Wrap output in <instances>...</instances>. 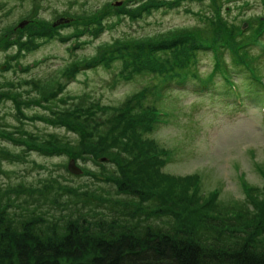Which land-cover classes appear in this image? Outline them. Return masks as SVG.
Instances as JSON below:
<instances>
[{"label": "rangeland", "instance_id": "374dc122", "mask_svg": "<svg viewBox=\"0 0 264 264\" xmlns=\"http://www.w3.org/2000/svg\"><path fill=\"white\" fill-rule=\"evenodd\" d=\"M39 1L43 6L39 9L40 17L53 21L57 11L84 14L95 12L108 4L112 14L114 3L118 6L117 1H122L120 7L127 3V0ZM208 1L182 0L179 5H173L174 1L168 0L167 5L158 7V10L155 9L150 14H144L135 22L125 16L124 20L116 25L113 22L114 17L102 16V20L105 18L102 21L103 24L112 21L111 28L107 26L105 29H99L97 35L88 33L71 37L68 41H63L59 35H56L33 51L26 52V55L21 58V63H36L32 66L33 72L30 76L44 81L47 77L51 79L59 68L68 67L69 69L73 63L71 60L75 56L80 57L82 62L80 64H84L99 59L100 52L104 48L110 52L106 58V61L109 60L107 65H100L99 61L88 69L78 71L77 75L72 76L67 83L69 75L60 73L55 83L58 86V80H60L61 84H65L62 92L58 89V96L64 95L59 108L77 110L81 106L100 108L102 104H112L114 110L110 108L108 110L113 111L114 129L108 127L106 122H102L106 117L101 113L94 116L93 120L101 121V128L115 131L116 137L121 135L122 127L127 126V121L132 122L136 125L130 123L132 128H129L127 132V139L120 138V141L123 143L129 141L134 131L136 137L133 144L136 150L143 140L150 141L152 144L151 147L144 144L139 148H141L140 152L143 148L150 150L149 157L154 153V159L158 163L153 165L156 172L149 168V172L145 171L146 174L138 175L136 181L129 184L132 189L127 190L128 194L120 191L114 183V217L120 223L136 225L137 221H143L152 225L173 226L179 230L178 235L186 236L183 231H187L189 232L187 235L191 237L194 235L198 237L201 233L207 240L205 247H210L213 243H218L221 247L238 246L242 242L245 243L244 238H249L252 233L253 242L258 244L255 248L264 252V232L260 231L264 224V209L258 206L260 203L264 205V121L260 115L259 87L256 94L244 85L246 95H252L254 98L247 101L248 106L234 105L222 120L220 115L226 110L223 109L226 103L223 100L222 104L217 105L221 101L219 96L212 95L202 100L191 93L167 91L163 98L155 97L154 99L158 81L171 76L165 72L164 66L172 68L173 63H168L169 58L165 53L151 55L152 52H150L148 57L143 58L145 63L155 65L161 62L163 66L161 70L156 66L154 70L143 68L141 71L138 69L140 63L135 64V59L122 54L119 47L121 46L119 44L127 42L124 40L127 35L134 39L144 36L152 38L155 37L156 31L172 26L202 24V20L195 12L197 9L202 10ZM251 1L253 7H248L243 16L245 18H254L264 12V0H261L262 6H259L258 0ZM0 3H2L0 27L11 24V32L23 28L25 30L30 25L32 18L25 16H29L33 9L35 3L32 0H0ZM100 12L101 10L91 16L96 18ZM22 19L28 21L24 27L19 25ZM59 20L52 22V25L54 27L62 25L58 27L61 34L71 35L74 31L73 27L66 21L58 23ZM203 29L205 28L202 26L199 31ZM189 32L195 37L199 33L198 29L189 30ZM75 41H77L76 44H74ZM116 46L120 51L118 53H116ZM154 46L156 45L151 47ZM10 53L14 52L10 51L7 55ZM7 55L0 51V63ZM199 56L200 58L194 59L197 61L194 68L206 75L212 68V55L208 52ZM226 60L230 63L229 55ZM3 73L11 78L15 77L16 73L25 74L16 66L15 70L11 69ZM128 73H132V77L128 76ZM3 78L0 76V79ZM92 100L96 101L98 106L94 102H89ZM101 108L104 109V107ZM0 110V114L6 116L7 120L16 119V107L12 99L7 98V101L1 104ZM108 110L105 109L102 112ZM216 110L218 112H214ZM27 112L33 114L44 112V110L41 107H29ZM162 112L164 114L159 115ZM121 114L126 119L121 118ZM217 115L218 119H216ZM156 116L159 118L154 119V126L148 127L146 124H150V119ZM124 121L126 124L123 123ZM115 124H117L116 127ZM24 127L35 133L54 132L70 137L64 129L48 126L39 119L25 123ZM137 143L139 145H136ZM0 144L14 152L22 151V146L11 142L7 143L0 139ZM24 158L14 161L2 159L0 189L14 187L21 183L31 188L42 187V182L49 180L50 177L58 174H72L67 168L70 160L67 155L47 156L32 151ZM77 158L79 165L85 166L86 171L81 173L83 176L73 179L76 183L88 179L92 185H95L92 182L96 180L91 179L90 172L98 171V174H104L107 169L113 167L115 172L117 167L116 161L102 166L96 163L92 156L87 158L80 152ZM143 158L146 157L143 156ZM135 161L139 160L135 159ZM34 162L41 166H35ZM140 165H144V162L139 161L138 169ZM93 179L94 181H90ZM94 183L98 185L97 182ZM35 194L32 191L29 193L30 196ZM35 201L39 200L35 199ZM141 206L144 210L139 209ZM130 210L132 212H128Z\"/></svg>", "mask_w": 264, "mask_h": 264}, {"label": "trees", "instance_id": "16d2710c", "mask_svg": "<svg viewBox=\"0 0 264 264\" xmlns=\"http://www.w3.org/2000/svg\"><path fill=\"white\" fill-rule=\"evenodd\" d=\"M32 1L35 3L33 9L29 16H25L31 17L32 20L25 30L23 28L10 32L11 24L0 27V51L5 55L10 51L14 52L8 54L0 63V76L4 77L0 79V106L8 98L14 101L16 107L14 120L8 119V121L6 116L0 114V139L22 146L21 152H14L0 144V169L3 171L1 168L3 158L9 161L25 159L24 157L32 151L47 156L64 154L69 159L74 158L77 163L79 161L77 154L80 152L87 158L92 156L93 160L102 166L116 161L117 167L115 172L114 167L107 169L104 174H98V171L90 172L91 179L96 180L90 181L97 182L98 185L94 182L92 183L95 185H92L88 179L77 183L73 181L83 176L82 174H58L50 177L49 180H44L42 187L31 188L21 183L0 189V264H264V252L255 248L258 244L253 242L252 233L249 238H244L245 243L242 242L238 246L221 247L218 243H213L210 247H205L207 240L201 233L198 237L188 236L187 231H183L186 236L178 235L179 230L173 226L152 225L143 221L130 225L120 223L114 217V183L120 191L128 194L127 190L132 189L129 184L135 182L137 177L146 174L145 171L149 172V168L156 172L153 165L158 163L154 159V153L149 157L150 150L143 148L140 152L141 148H139L144 144L151 147L152 144L143 140L140 145L136 144L139 145L136 150L133 144L136 137L134 131L129 141L125 143L120 141V138L127 139V132L132 128L130 124L132 122L127 121V126L122 127L121 135L116 137L115 131L103 129L101 121L93 120L94 116L101 113L106 117L102 122H106L108 127L114 129L112 104H102L100 108L81 106L77 110L59 108L64 95L58 96V89L62 92L65 84H61L60 80L58 86L55 83L60 73L69 75L67 83L79 69L85 70L99 61L100 65H107L109 60L106 61V58L110 53L107 48L100 52L99 59L84 64H80L82 63L80 57L75 56L71 60L73 63L69 69L59 68L51 79L47 77L44 81L30 76L33 72L32 66L36 63H21V58L26 52L33 51L56 35H59L63 41L88 33L97 35L99 29H105L107 26L111 28L112 21L103 24L105 18L102 20V16L106 18L112 16L114 21L117 17L125 16L133 19L132 14L137 13L142 7L165 0H127L123 7H118L114 3L112 14L108 4H105L95 11L101 10L96 18L91 16L95 12L72 14L56 10L54 21L40 17L39 9L43 6L39 0ZM258 3L259 6L263 5L261 0H258ZM248 7H253L251 0H209L202 10H197L202 24L174 26L156 31L155 37L152 38L144 36L134 39L127 35L124 39L127 42L119 44L121 45L119 47L122 54L134 58L135 63L136 61L143 63V58L149 56L143 57L147 54V47L157 45L154 43L158 42V45L164 48L160 53H165L169 62L173 63L172 68L164 66L165 72L171 75L170 78L189 74L193 76L189 79L200 81L203 76L199 70L194 69L196 61L191 64L192 68L187 62H183L184 51L190 49V53H204L209 51L208 47L218 52L230 51L234 56L233 70L247 73L244 62L235 57L236 45L250 41L249 39L258 43L255 37L258 36L260 28L264 27V12L254 18H244L241 14H235L233 9L238 8L239 13L245 14ZM58 19L67 21L68 25L73 27L74 31L71 35L61 34L59 28L62 25L56 27L52 25V22ZM248 20L252 21L251 30L239 35L242 24ZM202 26L205 29L199 31ZM197 29L199 32L197 37L192 38L189 30ZM167 39L170 41H166ZM193 45L195 47H192ZM252 47L241 50V56L246 62H251L253 59L250 52ZM160 65L163 63L158 62L154 66L160 68ZM15 66L25 74L16 73V76L11 78L3 73L11 69L15 70ZM212 67L215 72L224 70L223 66L218 67L215 60ZM140 70L142 71L141 68ZM220 87L227 96L232 94L227 81H222ZM89 102L96 103L94 100ZM29 107H41L44 112L30 114L27 112ZM105 109L108 111L102 112ZM121 118L126 119L122 114ZM37 119L48 126L64 129L70 137L54 132L35 133L25 129V123ZM17 122L19 124H16ZM123 123L126 124V121ZM132 125L136 124L132 123ZM104 156L108 159L101 160ZM143 156L146 158L144 159ZM135 159L144 162V165H140L141 170L137 167L139 161ZM34 165L38 164L34 162ZM81 167L86 171L85 166L81 165ZM30 191L36 194L30 196ZM35 199L41 203L34 202ZM258 206L264 209L262 203ZM139 209L144 210L142 206ZM260 231L264 232V224Z\"/></svg>", "mask_w": 264, "mask_h": 264}, {"label": "water", "instance_id": "95a60500", "mask_svg": "<svg viewBox=\"0 0 264 264\" xmlns=\"http://www.w3.org/2000/svg\"><path fill=\"white\" fill-rule=\"evenodd\" d=\"M25 24H27V21H23L20 23V26L23 27ZM107 157H102L101 160H107ZM69 170L73 174L79 175L82 173V169L76 164L75 159H71L69 162Z\"/></svg>", "mask_w": 264, "mask_h": 264}]
</instances>
